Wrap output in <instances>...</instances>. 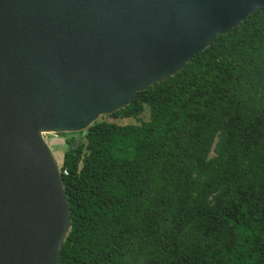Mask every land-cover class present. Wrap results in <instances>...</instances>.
Listing matches in <instances>:
<instances>
[{
	"label": "trees",
	"instance_id": "trees-1",
	"mask_svg": "<svg viewBox=\"0 0 264 264\" xmlns=\"http://www.w3.org/2000/svg\"><path fill=\"white\" fill-rule=\"evenodd\" d=\"M146 107L62 134L60 264H264V6L108 117Z\"/></svg>",
	"mask_w": 264,
	"mask_h": 264
},
{
	"label": "water",
	"instance_id": "water-1",
	"mask_svg": "<svg viewBox=\"0 0 264 264\" xmlns=\"http://www.w3.org/2000/svg\"><path fill=\"white\" fill-rule=\"evenodd\" d=\"M264 0H0V264H60L71 209L44 134L86 130Z\"/></svg>",
	"mask_w": 264,
	"mask_h": 264
},
{
	"label": "rangeland",
	"instance_id": "rangeland-1",
	"mask_svg": "<svg viewBox=\"0 0 264 264\" xmlns=\"http://www.w3.org/2000/svg\"><path fill=\"white\" fill-rule=\"evenodd\" d=\"M149 120V110L146 107L144 112L139 116L138 119H133V118H127V119H122V118H118V119H113L111 117L108 116H103L100 117L98 119V121L102 122H107V123H114V124H118V125H137L140 122H146ZM44 139L46 141V143L48 144V146L50 147V149L52 150L59 168L62 167L63 164V154L67 148V138L62 135V134H52V133H48V134H44ZM213 155V154H212Z\"/></svg>",
	"mask_w": 264,
	"mask_h": 264
},
{
	"label": "built area",
	"instance_id": "built-area-1",
	"mask_svg": "<svg viewBox=\"0 0 264 264\" xmlns=\"http://www.w3.org/2000/svg\"><path fill=\"white\" fill-rule=\"evenodd\" d=\"M64 174H66V171H64Z\"/></svg>",
	"mask_w": 264,
	"mask_h": 264
}]
</instances>
